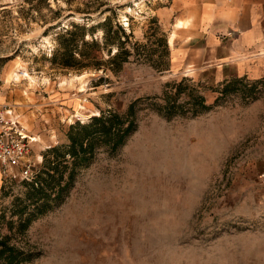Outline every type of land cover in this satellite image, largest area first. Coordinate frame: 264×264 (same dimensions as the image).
Returning <instances> with one entry per match:
<instances>
[{
  "label": "rangeland",
  "instance_id": "obj_1",
  "mask_svg": "<svg viewBox=\"0 0 264 264\" xmlns=\"http://www.w3.org/2000/svg\"><path fill=\"white\" fill-rule=\"evenodd\" d=\"M170 3L57 0L50 6L61 8V27L110 15L132 30L133 41L145 42L149 26L167 37L157 10ZM15 4L0 0V106L36 137L32 161L65 143L69 124L112 108L122 112L137 99L136 128L124 144L114 153L99 149L64 201L19 237L17 244L36 255L22 264H264V209L240 213L234 205L235 187L262 170L264 80L236 77L237 90L221 96L212 70H172L169 55L162 71L136 62L115 74L57 69L50 57L60 27L46 28L58 15L42 8L41 17ZM168 82L195 85L206 104L219 98L198 115L167 118ZM23 190L18 181L5 186L0 212ZM6 232L1 222L0 234Z\"/></svg>",
  "mask_w": 264,
  "mask_h": 264
},
{
  "label": "trees",
  "instance_id": "obj_2",
  "mask_svg": "<svg viewBox=\"0 0 264 264\" xmlns=\"http://www.w3.org/2000/svg\"><path fill=\"white\" fill-rule=\"evenodd\" d=\"M20 9L34 11L41 17L42 8L58 15L47 29L60 27L54 36V51L50 61L61 70L119 72L128 62L147 64L157 71L168 69L167 57L169 49L165 35L157 36L159 27L154 25L157 19L152 17L145 33L146 41H133L132 30L127 32L118 21H112L106 15L96 23H69L60 26V9L53 10L51 1L57 0H15ZM46 22V19H43ZM100 31V37L96 32ZM238 78L224 80L220 89L215 90L221 96L236 91ZM185 80V79H184ZM183 95L185 102L178 103L177 97ZM164 104L162 112L167 118L174 115H198L210 110L214 104H206L201 93H197L195 85L166 83L162 92ZM137 99L131 100L124 111L115 108L101 111L93 115L87 122L76 121L68 125L66 142L48 147L42 153L41 164L31 180L18 181L24 190L15 195L7 211L0 212V223L4 222L7 232L0 234V264H22L31 261L36 255L21 245L17 240L29 228L31 223L41 215L59 206L69 193L75 182L78 171L89 165L97 151L101 148L109 153L116 152L126 138L136 128ZM17 180H3L1 190L11 187ZM6 212L9 215L6 220Z\"/></svg>",
  "mask_w": 264,
  "mask_h": 264
},
{
  "label": "crops",
  "instance_id": "obj_3",
  "mask_svg": "<svg viewBox=\"0 0 264 264\" xmlns=\"http://www.w3.org/2000/svg\"><path fill=\"white\" fill-rule=\"evenodd\" d=\"M169 5L159 8L157 16L167 27L172 70H212L220 83L236 77L264 80V0H171ZM41 160L38 154L35 163ZM259 169L264 170V160ZM3 180L0 164V197ZM234 191L240 213L264 209L259 179Z\"/></svg>",
  "mask_w": 264,
  "mask_h": 264
},
{
  "label": "built area",
  "instance_id": "obj_4",
  "mask_svg": "<svg viewBox=\"0 0 264 264\" xmlns=\"http://www.w3.org/2000/svg\"><path fill=\"white\" fill-rule=\"evenodd\" d=\"M36 140L20 125L10 107L0 106V164L5 176L17 181L31 180L35 176L37 166L28 154ZM258 179L264 183V170L258 174Z\"/></svg>",
  "mask_w": 264,
  "mask_h": 264
}]
</instances>
